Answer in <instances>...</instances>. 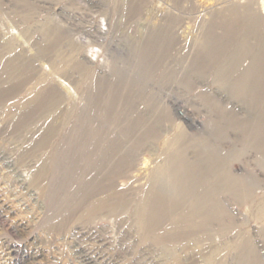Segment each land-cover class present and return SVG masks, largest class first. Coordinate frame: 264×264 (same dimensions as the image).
I'll list each match as a JSON object with an SVG mask.
<instances>
[{"label": "rangeland", "instance_id": "374dc122", "mask_svg": "<svg viewBox=\"0 0 264 264\" xmlns=\"http://www.w3.org/2000/svg\"><path fill=\"white\" fill-rule=\"evenodd\" d=\"M248 9L264 37V0H0V264H264V152L240 129L216 144L235 186L211 175L197 191L214 187L199 210L210 221L183 202L151 234L143 215L176 152L203 165L195 143L221 114L255 119L232 94L243 72L233 46L193 67ZM152 36L162 39L146 91L124 87ZM137 121L154 135L140 142ZM118 160L122 175L107 183ZM99 177L104 190L87 195Z\"/></svg>", "mask_w": 264, "mask_h": 264}, {"label": "bare ground", "instance_id": "6f19581e", "mask_svg": "<svg viewBox=\"0 0 264 264\" xmlns=\"http://www.w3.org/2000/svg\"><path fill=\"white\" fill-rule=\"evenodd\" d=\"M246 12L248 20L236 21L234 23L235 28H231L230 23L228 26L226 25V30L221 39L222 43L218 45L219 48L215 49L214 46H208L210 51H207V48H203L196 61L193 62V67L197 72L207 69L222 52L233 46L235 49L233 52L235 58L234 70L243 68V72H241L240 78L232 86V94L236 97H246L247 102L256 108L257 115L253 121L240 123L231 114H221L220 121L215 131L211 134V140L196 141L195 143V146L200 148V153L204 160L203 165L201 163L191 165L183 156L184 153L182 154V151L181 153L176 152L172 158L171 166L161 174L163 176L162 180L159 183L155 182L156 189L154 191L150 189L149 194L153 196V199H150L151 204L144 210L145 213L143 211L147 233L158 232L162 225H165V218L169 210L183 202L192 203V213L200 216L201 203L213 201V186L201 194L197 193L198 189L207 183L209 176H219V181L214 184L216 188L230 189L235 186L234 180L226 171L230 157H225L216 146L223 139L224 131L227 128L240 129L245 142H250L256 149L264 152V37L260 29L263 22L258 20L251 13L252 11L249 13V9ZM250 19H254L252 23ZM161 39L158 36H152L145 45H141L142 47L137 50L136 58L138 63L142 65L139 78L137 80L127 78V81L123 83L124 87L134 84V87L139 90L146 91L144 80L146 77H152L153 75L148 70L147 63L158 54V44ZM249 39H254L256 43L254 45L251 43V46L248 42ZM154 126L155 123L146 124L143 121H137L133 126V130L142 132L140 142H143L154 135L152 134ZM94 143L96 144L95 139L91 141V144ZM95 151L93 149L91 153ZM125 157L127 158L128 155H124L122 159H125ZM119 162L118 160L111 164L112 170L103 175L104 181L109 183L116 177H121L122 174L118 171L120 169ZM103 178L99 177L95 182L90 183L85 193L89 195L104 190V186L101 184V179ZM255 184L250 185V187ZM240 186L242 187V184ZM109 203L115 208H121L125 204L120 196L112 197ZM211 208L213 209L212 206ZM208 211H210L209 208L207 214L200 216L204 222L212 219L209 216L211 211ZM165 235H161L156 240L157 244L168 240ZM84 261L86 262L87 259L84 258Z\"/></svg>", "mask_w": 264, "mask_h": 264}]
</instances>
